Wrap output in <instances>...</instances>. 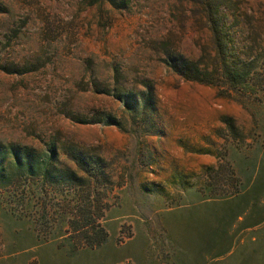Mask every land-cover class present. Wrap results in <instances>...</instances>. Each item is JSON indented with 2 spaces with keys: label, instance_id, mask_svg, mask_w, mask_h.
Returning a JSON list of instances; mask_svg holds the SVG:
<instances>
[{
  "label": "rangeland",
  "instance_id": "374dc122",
  "mask_svg": "<svg viewBox=\"0 0 264 264\" xmlns=\"http://www.w3.org/2000/svg\"><path fill=\"white\" fill-rule=\"evenodd\" d=\"M115 2L0 0V264H264V0Z\"/></svg>",
  "mask_w": 264,
  "mask_h": 264
},
{
  "label": "trees",
  "instance_id": "16d2710c",
  "mask_svg": "<svg viewBox=\"0 0 264 264\" xmlns=\"http://www.w3.org/2000/svg\"><path fill=\"white\" fill-rule=\"evenodd\" d=\"M109 2V4L113 7L116 6L115 0H106ZM216 10L217 6L215 7ZM214 11V13L209 14V25H207L209 32L212 35V38L214 40L215 46L217 47V51L215 56L219 58L218 65L220 66L215 73H209V72H201L200 68L196 63L188 61L186 58H184L180 54H174V53H167V58L165 60V63L167 67L175 74L180 76L181 78L187 80V81H193L195 83L203 84V85H218V84H228V85H235L236 78H237V72L235 70L236 63L240 62L239 58L233 59L228 54L229 50V40L233 42L231 39V36H229V33L225 27V25L221 22L219 18L216 17L217 11ZM0 13H2V10H0ZM229 43V44H228ZM145 95L143 98H131L130 96L123 97L126 98L127 102L132 100V110L138 111L140 107H144V110H147V107L150 108V112L154 110V89L151 86L145 87ZM122 99V98H121ZM53 158L49 157L48 162L52 161ZM28 163L30 162L29 157L16 159L14 163ZM16 163V164H17ZM1 164V162H0ZM43 170L41 177L43 179H46L48 176V167L43 164ZM93 209V206H92ZM89 214V213H87ZM84 217V218H81ZM79 219L87 221L89 218L86 214L81 215L78 217ZM96 229V236L98 237L99 241L97 245H87L86 248L88 249H96L97 247L101 246L103 243L107 241V234L100 228V226L96 223L94 224ZM86 226L82 227L84 229ZM84 231V230H83ZM77 232V231H76ZM88 233L86 232L85 235ZM91 240L93 238H90Z\"/></svg>",
  "mask_w": 264,
  "mask_h": 264
}]
</instances>
